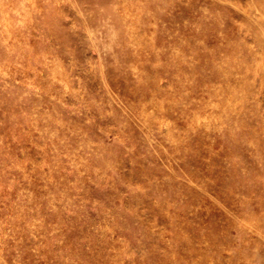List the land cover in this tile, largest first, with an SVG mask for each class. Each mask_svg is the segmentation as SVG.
Listing matches in <instances>:
<instances>
[{"label": "rangeland", "instance_id": "1", "mask_svg": "<svg viewBox=\"0 0 264 264\" xmlns=\"http://www.w3.org/2000/svg\"><path fill=\"white\" fill-rule=\"evenodd\" d=\"M0 264H264V0H0Z\"/></svg>", "mask_w": 264, "mask_h": 264}]
</instances>
